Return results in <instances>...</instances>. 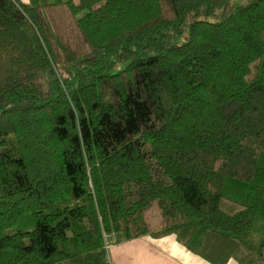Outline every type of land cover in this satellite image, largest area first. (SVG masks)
<instances>
[{"label":"trees","instance_id":"1","mask_svg":"<svg viewBox=\"0 0 264 264\" xmlns=\"http://www.w3.org/2000/svg\"><path fill=\"white\" fill-rule=\"evenodd\" d=\"M234 1L0 0V264H264V0Z\"/></svg>","mask_w":264,"mask_h":264},{"label":"crops","instance_id":"2","mask_svg":"<svg viewBox=\"0 0 264 264\" xmlns=\"http://www.w3.org/2000/svg\"><path fill=\"white\" fill-rule=\"evenodd\" d=\"M106 250L109 264H209L187 251L177 239L166 237L126 241L121 235H113L107 242ZM226 264L238 263L230 260Z\"/></svg>","mask_w":264,"mask_h":264},{"label":"rangeland","instance_id":"3","mask_svg":"<svg viewBox=\"0 0 264 264\" xmlns=\"http://www.w3.org/2000/svg\"><path fill=\"white\" fill-rule=\"evenodd\" d=\"M18 1H19L20 4H27V3H28V0H18ZM247 1H249V0H235L234 3L245 4V3H247ZM47 82H48V80H47V76L45 75V76H43L42 79H41V86H42L43 89H46V87H47ZM166 238H168L169 240L177 239L175 235H170V236H168V237H166ZM104 240H105V239H104ZM105 245H106V244H105ZM188 254H190V253H188ZM197 257H198V256H197Z\"/></svg>","mask_w":264,"mask_h":264},{"label":"built area","instance_id":"4","mask_svg":"<svg viewBox=\"0 0 264 264\" xmlns=\"http://www.w3.org/2000/svg\"><path fill=\"white\" fill-rule=\"evenodd\" d=\"M104 239H105V244L107 245V242H108V240L110 239V236H105V235H104ZM106 245H105V249H106Z\"/></svg>","mask_w":264,"mask_h":264}]
</instances>
